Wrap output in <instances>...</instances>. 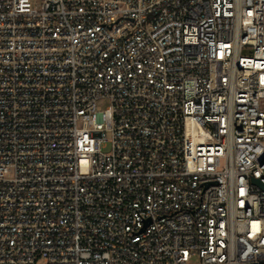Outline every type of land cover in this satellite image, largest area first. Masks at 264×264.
I'll list each match as a JSON object with an SVG mask.
<instances>
[{
    "label": "built area",
    "instance_id": "obj_1",
    "mask_svg": "<svg viewBox=\"0 0 264 264\" xmlns=\"http://www.w3.org/2000/svg\"><path fill=\"white\" fill-rule=\"evenodd\" d=\"M254 179L264 0H0V264H264Z\"/></svg>",
    "mask_w": 264,
    "mask_h": 264
},
{
    "label": "water",
    "instance_id": "obj_2",
    "mask_svg": "<svg viewBox=\"0 0 264 264\" xmlns=\"http://www.w3.org/2000/svg\"><path fill=\"white\" fill-rule=\"evenodd\" d=\"M254 182H255V183H258V184H260V185H261V187H263V188H264V184H261V183H260V181H259L258 179H254Z\"/></svg>",
    "mask_w": 264,
    "mask_h": 264
},
{
    "label": "rangeland",
    "instance_id": "obj_3",
    "mask_svg": "<svg viewBox=\"0 0 264 264\" xmlns=\"http://www.w3.org/2000/svg\"><path fill=\"white\" fill-rule=\"evenodd\" d=\"M103 104V103H102ZM110 149V147L109 146H106L105 148H104V151H108Z\"/></svg>",
    "mask_w": 264,
    "mask_h": 264
}]
</instances>
